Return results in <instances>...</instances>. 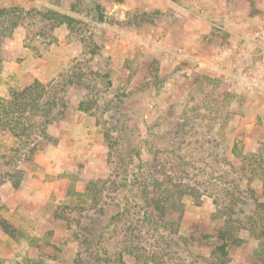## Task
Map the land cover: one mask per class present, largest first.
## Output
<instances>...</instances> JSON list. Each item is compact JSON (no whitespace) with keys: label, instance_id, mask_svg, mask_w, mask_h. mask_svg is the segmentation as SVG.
Segmentation results:
<instances>
[{"label":"rangeland","instance_id":"obj_1","mask_svg":"<svg viewBox=\"0 0 264 264\" xmlns=\"http://www.w3.org/2000/svg\"><path fill=\"white\" fill-rule=\"evenodd\" d=\"M128 1L0 0V111L62 98L0 120V264H264V0L195 60Z\"/></svg>","mask_w":264,"mask_h":264},{"label":"crops","instance_id":"obj_2","mask_svg":"<svg viewBox=\"0 0 264 264\" xmlns=\"http://www.w3.org/2000/svg\"><path fill=\"white\" fill-rule=\"evenodd\" d=\"M134 2L136 3L131 4L128 1L124 6L131 10L144 8L161 11L164 19L160 22V26L164 31L165 39L170 38L174 43L178 42L180 44L178 46H185L189 58L193 60L199 58L200 53L208 49L206 45L210 42L209 38L212 34L226 42L225 38H221L222 34L218 33L217 28L214 26L222 27L224 30L228 29V31H231L233 28L234 32H239L240 34L242 32V27L237 30V25L234 24L232 26L233 23L231 21L232 16L234 20L237 18V5L233 3L231 7H228L226 0H156L154 3L149 4L147 0H134ZM112 6H114L113 3ZM112 11L113 9L110 12ZM64 32L59 42L61 45L59 49L61 47L62 49L58 50V52L59 57L61 54V58L67 59L73 57L78 51L76 48V51L72 53L67 31ZM236 39L237 37L233 41L238 42L239 40L237 39L236 41ZM137 44L141 46V41L138 40ZM123 50L124 54L130 57V50ZM158 58L161 59V64L164 65V61H166L165 56L161 55Z\"/></svg>","mask_w":264,"mask_h":264},{"label":"trees","instance_id":"obj_3","mask_svg":"<svg viewBox=\"0 0 264 264\" xmlns=\"http://www.w3.org/2000/svg\"><path fill=\"white\" fill-rule=\"evenodd\" d=\"M66 20H69V19L66 17ZM45 90H46V88H44V86H42L41 83L36 82L32 86L23 90L22 92L15 94L14 100L11 102H8L9 105L6 104V106L3 109H1L0 120L2 118L5 119L8 117H12L14 120L12 123L17 125L21 122V119L25 115L23 113L24 111H22V109L29 107V106H32L34 112L44 113V116L46 119L45 120L43 119V121H41L39 123V125L42 127V131L44 132L46 125L50 124L52 121H54V120H56V118H58V117H56L55 111L57 110V108H59L60 105L58 103L60 102V100H62V98L59 99L55 95V92L57 91V89L53 88L52 92H50L49 101L44 102L43 97H44V91ZM28 98H29V100H28ZM24 99H26V101H24ZM18 103H20V104H18ZM80 108L84 111L89 110V109L83 107V104L80 105ZM34 112H32L30 114V117L35 115ZM50 116H54L53 119H51ZM11 120L6 122V124L10 125ZM12 126H14V125H10V127H12ZM12 130L14 131V128ZM25 138H27V137L25 136ZM165 190L168 191L169 190L168 187H166ZM263 191H264V180H263ZM225 222H227V220H225ZM262 226H264V225H261L259 227L256 226V228H262ZM230 228H232V227H230ZM233 229L234 228H232V230ZM262 230H264V229H262ZM259 232H260V234H257V236H264V231H259ZM226 247H227V245L225 243L222 246H220V252L223 255L227 254ZM101 260H103V259H101ZM157 260H159V259H157ZM108 263H109V261H108Z\"/></svg>","mask_w":264,"mask_h":264},{"label":"water","instance_id":"obj_4","mask_svg":"<svg viewBox=\"0 0 264 264\" xmlns=\"http://www.w3.org/2000/svg\"><path fill=\"white\" fill-rule=\"evenodd\" d=\"M117 16H121V12H117Z\"/></svg>","mask_w":264,"mask_h":264}]
</instances>
